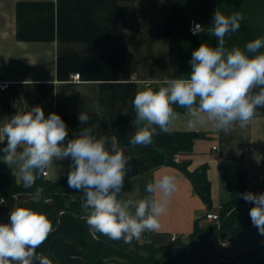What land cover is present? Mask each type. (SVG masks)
<instances>
[{
  "label": "crops",
  "instance_id": "0c3cea01",
  "mask_svg": "<svg viewBox=\"0 0 264 264\" xmlns=\"http://www.w3.org/2000/svg\"><path fill=\"white\" fill-rule=\"evenodd\" d=\"M230 16L240 13V29L225 36V47L246 50L248 42L264 38V0H0V123L16 112L41 106L45 116L55 112L73 138L83 127L93 134L114 136L113 128L124 116L130 117L127 138L135 132L132 100L156 80L186 75L191 70L192 51L201 43L218 46L207 28L215 10ZM191 20L204 30L197 36L189 32ZM264 51V49H261ZM81 74L75 81L73 76ZM89 116L81 125L78 116ZM247 127L238 125L225 133L212 126H189L185 111L178 112L169 131H195L205 134L194 143L193 152L181 157L191 161L190 169L208 165L212 206L208 207L194 191L191 181L176 166H161L131 179L120 199H141L149 195L146 185L163 174H174L177 190L168 199L157 232H145L158 247L171 243L177 235L188 242L195 223L209 226L208 213L231 200L227 182L236 184L239 171L247 174L248 192L264 193V107ZM132 157L128 171L147 165V157L120 146ZM214 147L218 149L215 151ZM70 160L54 162L45 177L57 181L67 177ZM0 172L14 174L0 158ZM76 198H80L77 196ZM159 198V193L156 194ZM38 199L20 194L0 204V223H7L9 212L17 206L30 207ZM186 236V237H185ZM54 264H85L81 249L61 236L51 240L43 253ZM246 255L264 257V235L248 225L241 228L227 249L218 246L194 248L181 264H241ZM119 264H134L120 261Z\"/></svg>",
  "mask_w": 264,
  "mask_h": 264
},
{
  "label": "clouds",
  "instance_id": "9594fccd",
  "mask_svg": "<svg viewBox=\"0 0 264 264\" xmlns=\"http://www.w3.org/2000/svg\"><path fill=\"white\" fill-rule=\"evenodd\" d=\"M242 19L240 13L226 16L217 8L207 31L217 38L218 46L201 43L192 51L189 73L156 80V88L150 81L136 92L132 100L135 132L129 141L132 149L152 145L159 132L168 133L178 115L177 105L191 118L190 127L210 124L217 132L227 133L237 125L243 129L258 116L257 109L264 107V38L248 42L246 50L225 47V36L238 31ZM203 30L197 24L193 34ZM78 120L86 124L89 116L81 112ZM68 135L67 124L55 112L45 116L39 105L16 112L0 123L3 162L15 166L14 174L23 188L31 189L38 178L48 175L54 162L70 160L67 186L81 194L82 211L93 234L130 244L145 232L159 231L160 217L177 190L178 178L160 175L147 183L149 195L120 199L132 157L125 155L116 136L98 138L92 127L81 128L71 139ZM43 192V187H35L34 199ZM241 195L254 205L249 210L251 222L264 235V193ZM4 202L0 198V204ZM53 231L46 213L15 207L8 222L0 223V264H54L37 251Z\"/></svg>",
  "mask_w": 264,
  "mask_h": 264
},
{
  "label": "trees",
  "instance_id": "16d2710c",
  "mask_svg": "<svg viewBox=\"0 0 264 264\" xmlns=\"http://www.w3.org/2000/svg\"><path fill=\"white\" fill-rule=\"evenodd\" d=\"M174 108L177 113L185 111L178 105L174 106ZM129 123L130 117L125 115L121 123L114 126L113 133L119 146L132 149L129 143L130 139L125 135V129ZM205 136V134L195 131L159 132L158 135L154 136L152 145L137 146L132 149L138 154L147 157V165L131 172L127 171L124 186L131 179L150 172L157 167L176 166L191 181L194 191L202 201L208 207H211V183L208 178V165L203 164L191 170V161H182L177 164L174 160L177 155L180 160L182 156L190 155L193 152L195 141ZM4 146V144L0 143V150ZM158 149L162 151H158ZM2 156L3 152L0 151V158ZM37 186L43 187L44 192L32 204L31 208L46 213L54 225V230L59 225L58 230L55 233L52 232L37 251L40 253L49 252L51 240L56 236H61L81 249L85 264H119L120 261H129L134 264H181L182 258L190 250L218 246L220 240H233L241 228L253 225L249 210L254 205L246 202L241 195L248 192L247 174L243 170L239 171V178L236 184L228 181L225 186L231 194V200L221 205L219 211L221 222L228 215H231L220 230L215 233L218 228L216 224L204 227L197 221L188 242L178 239L166 247H158L149 242V240H145L149 238L145 234L139 240H133L130 244L124 243L123 240L109 239L99 233L93 234L86 223V213L82 211L81 194L68 188L67 177L57 181H49L44 176H41L37 179L33 188L25 189L15 176L0 172V198L5 200H13L20 194L33 195ZM77 196H80V198H76ZM60 212V219H58ZM104 241L119 246L122 250H116L106 245ZM125 251H129V253ZM241 264H264V257L246 255L242 258Z\"/></svg>",
  "mask_w": 264,
  "mask_h": 264
},
{
  "label": "built area",
  "instance_id": "2783aa9c",
  "mask_svg": "<svg viewBox=\"0 0 264 264\" xmlns=\"http://www.w3.org/2000/svg\"><path fill=\"white\" fill-rule=\"evenodd\" d=\"M197 24L202 25L201 23L197 22L196 20H191L190 21V24H189V32L193 36H197L198 34H200L202 32V31L201 32H198L195 35L193 34V28ZM73 79L75 81H79L81 79V74H75L73 76ZM151 86H153V85L151 84ZM8 87H9V84H1L0 85V90L5 91L6 89H8ZM217 149H218L217 147H214V150L215 151ZM174 160H175V163H177V164L181 162L180 157L178 155L175 157ZM263 170H264V167H263ZM3 200L6 201L5 199H3ZM220 209H221V206L219 207V210H218L217 213H208V214H206L205 220L210 221V222H213L214 224H216L217 226H219L221 224V217H220V213H219ZM178 239H179V236H177V235H172L171 236V242H174V241H176ZM142 240H143V238H142ZM231 244H232V240H226V241L220 240L218 242V248H220V249H227ZM111 264H115V263H111Z\"/></svg>",
  "mask_w": 264,
  "mask_h": 264
},
{
  "label": "water",
  "instance_id": "95a60500",
  "mask_svg": "<svg viewBox=\"0 0 264 264\" xmlns=\"http://www.w3.org/2000/svg\"><path fill=\"white\" fill-rule=\"evenodd\" d=\"M60 214H61V212H60L59 215H58V219H60ZM230 215H231V214H230ZM230 215H228V217L225 218V220H223V221L221 222V224L218 226V228H217V230L215 231V233H217V232L220 230V228L224 225V223L227 221V219L230 217ZM81 217H83V216H81ZM81 217H80V218H81ZM58 228H59V225L56 227V229L53 231V233H55V232L58 230ZM104 243H105L106 245H108V246H110V247L116 249V250H122L121 247L116 246V245H114V244H112V243H109V242H107V241H104ZM125 252H126V253H129V251H125ZM166 259H167V258H166ZM166 259H165V262H166Z\"/></svg>",
  "mask_w": 264,
  "mask_h": 264
}]
</instances>
